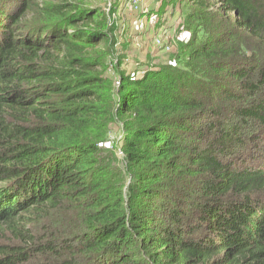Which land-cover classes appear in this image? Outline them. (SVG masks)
Returning <instances> with one entry per match:
<instances>
[{
	"label": "trees",
	"instance_id": "16d2710c",
	"mask_svg": "<svg viewBox=\"0 0 264 264\" xmlns=\"http://www.w3.org/2000/svg\"><path fill=\"white\" fill-rule=\"evenodd\" d=\"M185 1L206 42L116 87L103 7L0 0V264H264V0Z\"/></svg>",
	"mask_w": 264,
	"mask_h": 264
},
{
	"label": "rangeland",
	"instance_id": "374dc122",
	"mask_svg": "<svg viewBox=\"0 0 264 264\" xmlns=\"http://www.w3.org/2000/svg\"><path fill=\"white\" fill-rule=\"evenodd\" d=\"M87 4L101 6L109 17V35L103 46L97 51L104 53L108 64V76L115 86H119L120 75L137 74L145 70H161L182 66L195 45L191 40L197 38V45L206 42L201 36L195 18L191 16L188 2L185 0H86ZM222 20V18H218ZM217 20V21H218ZM219 34V33H218ZM196 45V46H197ZM119 82V83H118ZM122 119L109 125L107 138L111 152L107 164L111 168H127L125 155L121 151L120 139L123 134ZM130 181V177L128 181ZM58 221L33 226L38 237L58 231ZM41 262V259L39 260ZM32 264H37L33 262Z\"/></svg>",
	"mask_w": 264,
	"mask_h": 264
},
{
	"label": "built area",
	"instance_id": "2783aa9c",
	"mask_svg": "<svg viewBox=\"0 0 264 264\" xmlns=\"http://www.w3.org/2000/svg\"><path fill=\"white\" fill-rule=\"evenodd\" d=\"M99 147L104 150H109L111 148L110 143H106V142L100 143Z\"/></svg>",
	"mask_w": 264,
	"mask_h": 264
}]
</instances>
